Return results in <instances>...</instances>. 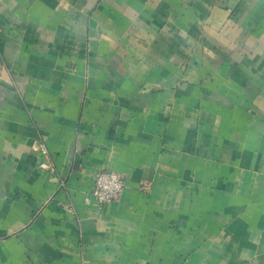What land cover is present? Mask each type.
I'll return each mask as SVG.
<instances>
[{
	"label": "crops",
	"instance_id": "0c3cea01",
	"mask_svg": "<svg viewBox=\"0 0 264 264\" xmlns=\"http://www.w3.org/2000/svg\"><path fill=\"white\" fill-rule=\"evenodd\" d=\"M0 264H264V0H0Z\"/></svg>",
	"mask_w": 264,
	"mask_h": 264
},
{
	"label": "built area",
	"instance_id": "2783aa9c",
	"mask_svg": "<svg viewBox=\"0 0 264 264\" xmlns=\"http://www.w3.org/2000/svg\"><path fill=\"white\" fill-rule=\"evenodd\" d=\"M33 147L43 158L40 167L46 168L47 163L44 161L48 154L46 147L36 142ZM125 187L126 181L121 173L115 171H99L95 174L91 196L99 204H110L117 202L121 198Z\"/></svg>",
	"mask_w": 264,
	"mask_h": 264
}]
</instances>
